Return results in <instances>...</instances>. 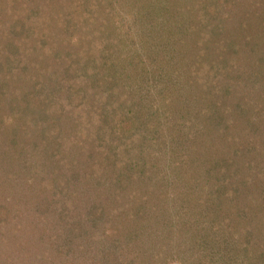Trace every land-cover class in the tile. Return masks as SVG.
<instances>
[{"label": "trees", "instance_id": "obj_1", "mask_svg": "<svg viewBox=\"0 0 264 264\" xmlns=\"http://www.w3.org/2000/svg\"><path fill=\"white\" fill-rule=\"evenodd\" d=\"M0 9L9 148L59 169L38 167L36 182L59 200L71 196L70 161L86 165L81 179L96 167L95 203L75 210L86 224L56 207L63 232L74 225L87 237L79 249L100 240L96 264H264V186L250 187L264 175V115L249 129L237 123L249 109L236 95L264 96V0H0ZM168 83L188 93L164 118L154 93ZM118 214L136 222L126 238L150 228L166 255L155 243L148 253L102 246L97 223Z\"/></svg>", "mask_w": 264, "mask_h": 264}, {"label": "rangeland", "instance_id": "obj_2", "mask_svg": "<svg viewBox=\"0 0 264 264\" xmlns=\"http://www.w3.org/2000/svg\"><path fill=\"white\" fill-rule=\"evenodd\" d=\"M121 4L123 9L126 10L124 4ZM123 9L121 13H125ZM2 11L3 10L0 9V12ZM4 40H7V38ZM0 48L3 50L5 49V47ZM7 61L8 59L5 60L3 56H0V264H96V259L93 254H95L98 246L97 244L100 243V240L97 241L94 239L92 241L93 249L87 245H84L79 249V244L87 239V237L82 236V230L76 231V227L78 226L73 227L77 223L86 224V222L81 219L83 218V213L81 214L80 210H75L76 208L83 210L87 205H92L95 200V192L91 189V183L94 184L95 179H97L96 177H98L94 174L96 167H90L87 171L88 173H86L83 179H81V175L83 174L81 170H84L86 165L83 166V163H80L79 161L78 164L74 165L73 162L70 161L69 167L65 166V169H62L66 175V179L70 180L67 188V192L71 193V196L68 197L69 199L63 197L59 200L55 196L51 197L53 192H47L44 188H41V184L38 185L36 183L41 174V170L38 169V167H42V171L44 172L48 169H45V167L53 169L55 167L52 163H37L35 162L36 160L31 162L28 156H25L24 153H19L20 149L16 147L15 149L9 148V141L13 138L12 135L15 132L12 127V122L14 120L10 118L9 113L6 114V107H8L11 98L14 95L11 92H7V90L11 91V89H7L6 86L7 82L9 84L7 72L10 68ZM182 65L186 67H184V70L187 71L192 64L186 59V63ZM180 69L183 70V67L181 66ZM168 84L170 85L167 89L168 91L162 93L155 91L154 93L157 103L156 106L159 107L160 104L163 105L161 107L162 111L165 107H169L167 109V113L169 112V114H166L164 118H167L168 116L171 117L173 114L171 113L172 110H178L179 103L181 102L179 93H182V95L188 93V90L183 92L182 90H178L177 86L174 87L175 83ZM249 93L250 92L245 90L244 92L241 91L236 93L241 101L239 104L242 107L249 109L248 113L244 114L245 116L243 115V120H241V122H236L242 124L243 127L245 126L247 129H249L247 126L248 118H254V114L260 113L261 109L264 115V96L262 98L260 95L251 97ZM252 109L256 110L252 111ZM181 112L182 110H180L179 113ZM258 124L259 127L264 129L263 119L262 122L259 121ZM246 131L247 130H245V132ZM260 141L263 142V139H259V142ZM262 148L263 147H261L259 151H262ZM63 153H66V157L71 159L73 157L72 154H75L70 150H66ZM263 153L264 150L262 151V154ZM80 154L84 155L82 153ZM80 154L78 148L76 157L79 158ZM62 156H64V154H62ZM232 171V168H230L225 169L222 172L224 176H231ZM57 172H59V169H54L53 173ZM78 172L81 177L75 181L73 180V175L76 176ZM97 175H101V171H98ZM263 178L264 175L259 176L258 174L254 180L250 181V187H263ZM84 183L87 184L85 185ZM33 184L36 188H33ZM83 184L84 186L79 187ZM103 185L105 186L98 188L100 192L106 188V184ZM84 187H86L87 190L83 189ZM262 193H264V189ZM41 201H43V204ZM45 204L46 208H44ZM66 204H68L67 211L68 209L70 210V213L68 211L67 215L74 217L76 223L72 226L69 225V231H65L64 229L63 232V224L59 217L60 215L58 214L59 210H57L56 207L59 206L61 213H63L62 208H64ZM111 207L110 205L107 206L109 211L111 210ZM175 211L176 209L172 212L175 213ZM61 215L65 217L64 213ZM176 217L178 216L176 215ZM99 224L107 228V235L100 237L101 245L106 246V248L111 241L118 240L119 242V240H121L119 246L121 248L125 247V250L126 247H128L126 252H129L130 250L132 251L138 246L139 250H146L148 253L152 250V246L155 243L157 254L162 253L163 256L166 255V252L163 251L164 249L161 246L158 248V245L160 244L156 243L155 236L146 233V231L150 232V228L146 230L144 228H139L141 230L134 234L132 240L126 238V234L128 233L127 230L136 224L133 220L130 221L127 216L125 217L124 215L118 214L115 219L100 220L97 223V226ZM225 225H227V221L223 224V226ZM88 226L89 225H85L86 228H88ZM97 226L94 228V231H96L95 229ZM92 229L93 228H91V230ZM100 229L101 227H99V230ZM114 229H116V231H114ZM223 230L224 229L220 228L219 232H223ZM68 234L69 236L71 235V241L74 240V244H71V248H69L68 244L66 249L61 248L60 246L64 245L63 236H67ZM126 240H129L130 242H126ZM139 254L143 256L144 253L139 252ZM125 256L126 255L123 257L125 258ZM142 256H139L136 259H141ZM136 259H134V261ZM162 259L156 260L162 261ZM149 263L151 264L153 261H149ZM170 264L177 263L172 261Z\"/></svg>", "mask_w": 264, "mask_h": 264}]
</instances>
